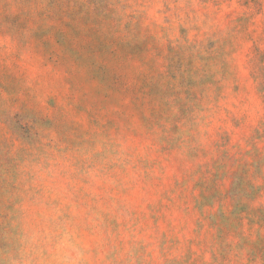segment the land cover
Returning a JSON list of instances; mask_svg holds the SVG:
<instances>
[{
	"label": "rangeland",
	"instance_id": "374dc122",
	"mask_svg": "<svg viewBox=\"0 0 264 264\" xmlns=\"http://www.w3.org/2000/svg\"><path fill=\"white\" fill-rule=\"evenodd\" d=\"M0 264H264V0H0Z\"/></svg>",
	"mask_w": 264,
	"mask_h": 264
}]
</instances>
